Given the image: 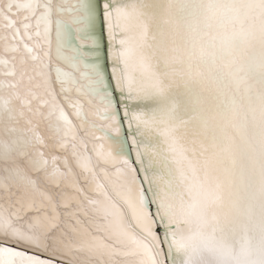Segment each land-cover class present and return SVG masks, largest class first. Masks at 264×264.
I'll list each match as a JSON object with an SVG mask.
<instances>
[{
  "label": "snow or ice",
  "instance_id": "obj_1",
  "mask_svg": "<svg viewBox=\"0 0 264 264\" xmlns=\"http://www.w3.org/2000/svg\"><path fill=\"white\" fill-rule=\"evenodd\" d=\"M92 7L86 0H0V136L9 137L0 140V159L13 162L7 170L9 185L0 186L17 188L20 194L10 192V197L16 195L18 213H37L25 221L27 231L23 226L5 230L3 239L11 242H0V264H54L12 246L47 251L49 234L59 226V214L49 217L44 203L35 200L38 195L52 204V198L15 165L17 157L26 158L31 170L44 171L59 187L66 174L56 156L48 171L44 149L49 144L40 125L57 149L71 144L85 171H92V158L78 152L77 126L65 106L80 131L95 139L109 140V130L120 133L104 76L86 60L85 45L74 47L69 41L68 25H77L80 39L87 31L82 25L92 20ZM103 10L114 88L128 102L123 117L129 131L135 125L136 163L151 195L133 176L125 201L130 222L114 205L89 200L101 204L106 220L113 219L88 226L77 221L80 229L72 231L100 254L112 248L105 240L120 235L150 251L136 229L153 246L165 244L171 264H264V0H111ZM74 12L84 14L64 19ZM97 98L102 109L93 103ZM136 136L143 138L147 168ZM94 151L104 164H129L122 146L107 153L102 145L94 146ZM157 164L159 171L150 180L147 170Z\"/></svg>",
  "mask_w": 264,
  "mask_h": 264
},
{
  "label": "bare ground",
  "instance_id": "obj_2",
  "mask_svg": "<svg viewBox=\"0 0 264 264\" xmlns=\"http://www.w3.org/2000/svg\"><path fill=\"white\" fill-rule=\"evenodd\" d=\"M107 1L108 0L103 1V4ZM86 3L92 5V0H86ZM97 3H98L99 20L101 24L102 22L101 7H100L101 3L99 2V0H97ZM66 7L71 8L72 3L69 2L66 5ZM95 13L96 12L93 10L92 7V20L90 21L89 25L87 26L82 25V27H87V31L81 35V38L84 37H88V38L86 39L87 43H83L85 46L83 49H81V51L85 54V58L89 63H95L97 65L96 60H97V56H99L97 53L98 49L97 51L95 49L90 50V48H93L92 46L93 40H95V46L97 45L96 38L94 37L95 36L94 27L96 25ZM83 14H84L83 12H74L71 15L64 17V19L70 21L73 15L82 16ZM96 15L98 16V13ZM2 23L3 21H0V24ZM68 28L71 33V35L69 36L70 43L74 47H78L81 41L76 37L77 25L69 24ZM105 29H106L105 37L107 39V44H108V55H109L108 57L109 60L111 61L110 68H112V60L109 54L110 44L107 34L106 21H105ZM88 30H90L91 33L93 31V33L90 35L88 33ZM100 32H101V28H100ZM103 37L104 36L102 35L103 42L101 41L102 42L101 45H103L104 47L105 39ZM53 44L55 46V38ZM86 49L88 50L86 51ZM104 54L105 53L103 52V55ZM105 60L106 57L104 55V60L101 61L102 63H104V65H105ZM53 63H56L55 57H53ZM101 67L103 68V64L102 66H100V68ZM102 68L101 70H103ZM104 73L103 75H105ZM106 75L110 87V88L108 87V90L111 89L110 91L112 93L111 99L113 98L112 100L116 105V99L115 96L113 95L114 86L112 81L109 80V73L107 72V70H106ZM54 88L56 89L58 99H61V103H63V100L60 97L59 87L54 84ZM100 94L101 95L104 94L103 89H101ZM73 98H76L75 93H73ZM119 98L123 112V107L128 102L121 100L120 94H119ZM98 99L99 98L95 99L93 103L94 105L102 109L104 105L98 103ZM128 106L132 108L138 107V105L136 104H129ZM139 107H143V105H139ZM65 111L68 113L69 118L72 120L73 124L77 126L78 140L76 143L78 145L77 148L78 152L82 156L88 155L91 156L92 158L91 160L92 171H85L82 167L78 165L76 158L72 155L73 150L71 144H69V147L66 150L57 149L56 147H54L53 141L47 139L49 133L47 131L46 126L44 124H41L38 131L41 133V135L45 137L46 142L49 144V147L44 149L45 155L50 161L48 171H51V157L56 156L60 158L57 160V166L59 167L61 172H64L66 174L63 178L60 179L59 187L55 186L53 183H51L45 178L44 171L31 170L26 158L17 157L15 159V165H18L21 169L25 170L27 174L31 177V179L36 181L37 187L52 198V204L55 205V211H53L52 204H49L47 201H43L42 197L38 195L35 196V200L37 203H41V202L44 203L45 205L44 211H46L49 217L53 216L55 213L59 214V220L57 221L59 226L52 229L49 234V238L46 241L48 245L47 251H44L42 248L36 249L32 246L25 244L12 243V245H15L19 248L29 250L38 254L45 255L49 258L56 259L67 264H161L159 253L158 251H156V246H153V244H151L148 240H144L142 234L136 229H133L134 233L140 240H143L144 243L148 244V248L150 249V251L142 247L136 240H133L131 237L120 235L119 237L114 236L112 240H105L106 243L112 245V248L104 250L103 254H100L96 251L90 250L84 244L82 239L75 232L72 231V229H77L79 231L80 224H78L77 221H79L84 226H88L89 224L105 225L108 220L113 219V217H108L106 220L103 216V213L99 211V209L101 208V204H95V203L90 204L89 200L100 201L102 202L103 205H109V206L114 205L116 208L124 212L125 221L130 222L131 213L130 210L128 209L127 203L125 202L128 193H127V188H125L126 186L123 185L131 181L132 174H135L136 177L138 178V173L137 171L133 173V171L131 170V168H135V166L132 164V159H131L132 156L128 149L126 139L124 137V129L120 120V114L118 109H117L118 117H119L118 119L121 124L120 133H123V138L125 140L127 154L130 162L129 165L124 164L122 161L116 164L115 166L111 164H104L95 155L94 146L102 145L104 153L109 152L114 146L120 147V144H117L120 142L115 143L116 140L114 141V139H111L112 136L113 138L114 137L117 138L120 135V133L117 134L115 130H109L107 131V135H109L110 138L109 140L105 141V140L95 139L90 132L80 131L79 121L75 119V117L72 115V111L68 109L67 106H65ZM84 112L86 119H88L91 122L93 118L88 115L89 107L87 104L84 105ZM108 123H111V121H109ZM125 123L126 126L128 127L126 121ZM98 126L102 128H107L106 124H98ZM131 131H133L134 133L129 137L130 142L132 144V138L136 134L135 125L132 126ZM120 138L122 137H119V139L117 140L120 141ZM8 139L9 137L6 135L0 136V140L7 141ZM136 139L138 144L140 145L141 158L144 160V166L147 168L148 157L144 154L143 144L141 143L143 138L140 136H136ZM80 141H83V146H80ZM132 150L134 157L136 159V149L133 148V145H132ZM64 158L67 159V166H65L64 164ZM12 167H13L12 161L7 159H0V184L4 186L9 185V180H8L9 172L7 170ZM139 168L141 169L140 164H139ZM118 169L122 172V175L119 177L116 175ZM154 170L159 171V164L155 166V169L147 170V175L150 180L153 178ZM105 172L107 173V175L104 174ZM144 175L145 173L142 172L143 177ZM145 184H146L145 186L148 189V184L147 183ZM4 186H0V241L10 243L11 241H5L3 239L5 230L7 229V231L11 233L12 228H20L21 226H23V230L27 231V226L25 221L28 220L29 217L36 216L37 213L28 211L25 214V211L23 209H21L20 212L18 213L17 208H19L20 206L16 204L15 201H16V195H19L20 193L17 191V188L14 186L10 188ZM77 189H80L82 191H78ZM10 192L16 193V195H12L10 197ZM64 204H67V206H64ZM72 212L76 213L75 217L69 215ZM85 213L87 215H85ZM19 217H23V219H20ZM8 221H11V226H9V224L7 223ZM92 234L95 236H99L102 239L105 238L106 236V233L100 231H93ZM163 247L167 252V246L165 244L161 243L158 245V250L160 252L163 262L162 264H171V261L168 259L167 253H165Z\"/></svg>",
  "mask_w": 264,
  "mask_h": 264
},
{
  "label": "water",
  "instance_id": "obj_3",
  "mask_svg": "<svg viewBox=\"0 0 264 264\" xmlns=\"http://www.w3.org/2000/svg\"><path fill=\"white\" fill-rule=\"evenodd\" d=\"M103 1H105V0H99V2L101 3V6L100 7H101V20H102V22L100 24L101 26L100 25L99 26L101 28L100 34L104 36L103 38L105 39V41H104V47H103V45L102 46H98V47L100 49H102L103 52L105 53L104 54L105 57H106L105 67H106L107 72L109 73V80L112 81L113 86H114V80H113V77H112V74H111V68H110L111 61L109 60V57H108L109 56L108 55V44H107V39L105 37V35H106V29H105V20H104V17H103V15H104L103 14V12H104L103 11V7H102L103 6ZM113 95L115 96L117 109H118L119 114H120V120H121V123L123 125L124 137L126 139V143H127L128 149H129V151L131 153V156H132V158H131L132 159V164L135 166V169H136V171L138 173V178L141 180V183H142V185H143V187L145 189L146 194L150 196V193H147V187L145 186L146 184L143 181V176H142V172H141V170L139 168V164L136 163V159L134 157L133 150H132V144H131L130 139H129L130 135H132L134 133H133V131L130 132L129 129H128V127L126 126L125 119L123 117L122 107H121V104H120L119 93L115 90V88H113ZM157 233L160 234V235H162V233L160 232V229L159 228L157 229ZM12 246L14 248H19V247L15 246V245H12ZM163 249H164V247H163ZM22 250H24V251H26L28 253H35V252L29 251V250H25V249H22ZM164 251H165V249H164ZM165 253H167V252L165 251ZM35 254L38 255L41 258H44V259H48L50 261H53L55 264H67V263H63V262H61L59 260L49 258V257H47L45 255H42V254H38V253H35Z\"/></svg>",
  "mask_w": 264,
  "mask_h": 264
},
{
  "label": "rangeland",
  "instance_id": "obj_4",
  "mask_svg": "<svg viewBox=\"0 0 264 264\" xmlns=\"http://www.w3.org/2000/svg\"><path fill=\"white\" fill-rule=\"evenodd\" d=\"M108 3H110V0H108L107 1ZM92 5H93V10L96 12L95 13V23H96V25H95V27H94V34H95V38H96V41H97V45L96 46H93V48H90V50L92 49V50H96L97 51V49H98V55L99 56H97V60H96V62H97V65H98V69H99V71H100V73L103 75V73L105 74V75H103L104 76V78H105V82H106V85L109 87V82H108V78H107V75H106V69H105V65H104V63H102L101 61H103L104 60V55H103V50L101 49L100 50V48L98 47V46H102L101 44H102V42H103V40H102V35L100 34V20H99V12H98V3H97V0H92ZM98 13V16L96 15ZM98 23V24H97ZM98 25V26H97ZM98 28V29H97ZM91 30V29H90ZM90 30H88V33L91 35L92 33H93V31H92V33L90 32ZM99 33V34H98ZM98 34V35H97ZM90 35H89V38H90ZM87 39V38H86ZM85 38H80V41L82 42V43H87V40H86ZM101 39V40H100ZM102 41V42H101ZM73 44H74V42H73ZM94 47H97V48H94ZM88 49H86V51H87ZM96 51H95V53H96ZM103 58V59H102ZM103 64V70H101V68H100V66H102V64ZM102 71H104V72H102ZM110 88V87H109ZM108 91H111V89L110 90H108ZM112 97V96H111ZM113 99V98H112ZM114 102V101H113ZM119 118V117H118ZM108 137H109V135H107ZM119 137H122V138H120V141H118L117 139H119ZM111 139H114V141H115V143L116 142H120V143H117V144H120V146H122V148H123V155H125L127 158H128V160H129V157H128V154H127V148H126V144H125V140H124V138H123V133H120V135L116 138V137H114L113 138V136L111 137ZM116 144V145H117ZM130 163V162H129ZM129 165V164H128ZM131 165V164H130ZM132 167V166H131ZM133 168H131V170H132ZM134 173V172H133ZM133 176H135L136 177V175L135 174H132V177ZM123 186H126L125 188H127V183H125ZM156 251H158V253H159V256H160V261H161V264L163 263L162 262V258H161V255H160V252H159V250H158V246H156Z\"/></svg>",
  "mask_w": 264,
  "mask_h": 264
}]
</instances>
